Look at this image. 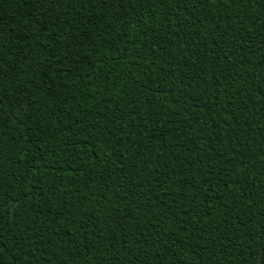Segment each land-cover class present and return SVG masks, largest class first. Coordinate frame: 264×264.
Segmentation results:
<instances>
[{
  "label": "trees",
  "instance_id": "obj_1",
  "mask_svg": "<svg viewBox=\"0 0 264 264\" xmlns=\"http://www.w3.org/2000/svg\"><path fill=\"white\" fill-rule=\"evenodd\" d=\"M264 264V0H0V264Z\"/></svg>",
  "mask_w": 264,
  "mask_h": 264
},
{
  "label": "water",
  "instance_id": "obj_2",
  "mask_svg": "<svg viewBox=\"0 0 264 264\" xmlns=\"http://www.w3.org/2000/svg\"><path fill=\"white\" fill-rule=\"evenodd\" d=\"M255 264H262V253L260 252L257 262Z\"/></svg>",
  "mask_w": 264,
  "mask_h": 264
}]
</instances>
